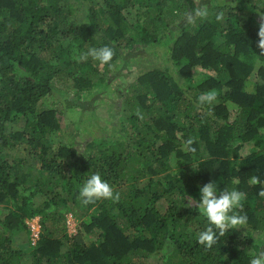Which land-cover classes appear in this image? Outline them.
Segmentation results:
<instances>
[{
    "label": "trees",
    "instance_id": "1",
    "mask_svg": "<svg viewBox=\"0 0 264 264\" xmlns=\"http://www.w3.org/2000/svg\"><path fill=\"white\" fill-rule=\"evenodd\" d=\"M198 1L0 0V205L12 204L0 215V264H136L167 244L163 264H250L264 251V54L257 47L264 0H207V16L189 19ZM103 46L114 51L109 63L78 59ZM166 46L165 64L128 83L115 132L83 152L74 138L49 142L85 90L112 89L110 69L124 51ZM252 76L258 81L249 91ZM213 89L216 101L197 107ZM47 97L59 106H46ZM189 138L194 152L185 150ZM23 146L28 155L13 157ZM94 172L118 200L82 203L79 191ZM252 176L260 183L250 184ZM213 181L218 191L246 194L248 222L207 248L197 234L208 222L189 201ZM67 213L77 220L74 234ZM36 216L33 244L27 220Z\"/></svg>",
    "mask_w": 264,
    "mask_h": 264
},
{
    "label": "rangeland",
    "instance_id": "2",
    "mask_svg": "<svg viewBox=\"0 0 264 264\" xmlns=\"http://www.w3.org/2000/svg\"><path fill=\"white\" fill-rule=\"evenodd\" d=\"M199 8L205 7L207 0L198 1ZM90 7V1H86L83 10L80 15V19H84L86 9ZM154 46V45H151ZM160 47L157 50L154 48H147L144 50L143 47L138 49H132L123 52L124 61H117L110 71L117 75L113 81L112 89L108 91L98 92L99 87L92 91H84L83 97L79 103V107H75L72 110H67V114L63 120V130L59 133H53L50 137V143L56 145L62 140L61 136L65 139L74 138L79 147L80 151H84L86 144L94 138L110 135L114 131V126L120 123L125 117L127 109L124 106L125 95L127 93V85L130 83L142 70H146L150 67L160 66L165 64L167 59L164 57L167 51V46ZM143 49V50H142ZM136 52V53H135ZM137 52L139 54H137ZM141 52V53H140ZM258 79L253 76L248 79L245 88L249 91H253ZM46 106L56 105L53 97H47L43 100ZM18 123L15 127L21 128V125L25 123L24 119L18 118ZM115 132V131H114ZM249 145L243 148L242 153L245 154L249 150ZM28 152L24 146L13 149L12 156L16 158H25ZM175 159L172 160L173 168L175 166ZM26 164H30L26 162ZM40 199V197H38ZM12 207V204L1 205L0 214L4 216L6 212ZM67 227L70 234L76 233L77 220L71 213H67ZM40 220V217L37 216ZM70 221V222H69ZM18 241H25L27 234L22 233L19 236ZM22 237V238H21ZM90 240V236L87 237ZM26 244V243H25ZM172 246L167 244L164 248L148 257L139 258L136 264H163V261L167 258L168 254L171 253ZM28 261V258H27ZM25 261L26 263H28ZM30 263V261H29Z\"/></svg>",
    "mask_w": 264,
    "mask_h": 264
},
{
    "label": "clouds",
    "instance_id": "3",
    "mask_svg": "<svg viewBox=\"0 0 264 264\" xmlns=\"http://www.w3.org/2000/svg\"><path fill=\"white\" fill-rule=\"evenodd\" d=\"M207 14V8L201 7L193 12L189 19L194 17L204 18ZM221 15H217V19H220ZM258 38L257 47L260 49V54H264V14H260L258 21ZM113 55L114 51L109 46L92 47L78 59L84 60L91 57L101 64H107L112 60ZM216 99L217 92L214 89L208 90L197 97L196 104L197 107L212 105ZM193 143V138H189L184 144L185 150L194 152ZM249 183L255 185L259 184L260 181L257 176H252ZM199 192L200 197L198 200L189 201L190 207L196 208L199 214L203 215L208 222V226L197 234L199 244L211 248L216 243L218 236H224L229 229H241L247 225V215L241 214L242 201L246 198L244 192L236 188H224L218 191L214 181L200 186ZM259 195L264 197V188L261 189ZM79 198L83 204L87 205L101 199L118 200L119 193L114 194L112 186L98 172H94L82 185ZM250 264H264V251L254 255L250 260Z\"/></svg>",
    "mask_w": 264,
    "mask_h": 264
},
{
    "label": "built area",
    "instance_id": "4",
    "mask_svg": "<svg viewBox=\"0 0 264 264\" xmlns=\"http://www.w3.org/2000/svg\"><path fill=\"white\" fill-rule=\"evenodd\" d=\"M27 225H28V228L30 230V238L32 240V243L35 244V243H37V240L40 237V232H41L40 220L37 216L30 218L27 220Z\"/></svg>",
    "mask_w": 264,
    "mask_h": 264
},
{
    "label": "crops",
    "instance_id": "5",
    "mask_svg": "<svg viewBox=\"0 0 264 264\" xmlns=\"http://www.w3.org/2000/svg\"><path fill=\"white\" fill-rule=\"evenodd\" d=\"M0 206H1V205H0ZM8 212H9V210L6 212V214H7ZM6 214H5V215H6ZM0 215H1V214H0ZM5 215H4V216H5ZM1 216H2V215H1ZM2 217H3V216H2Z\"/></svg>",
    "mask_w": 264,
    "mask_h": 264
}]
</instances>
